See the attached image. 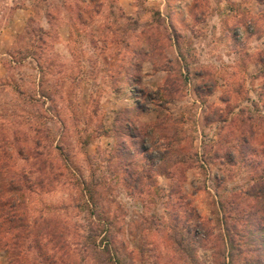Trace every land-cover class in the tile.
<instances>
[{"label":"rangeland","instance_id":"obj_1","mask_svg":"<svg viewBox=\"0 0 264 264\" xmlns=\"http://www.w3.org/2000/svg\"><path fill=\"white\" fill-rule=\"evenodd\" d=\"M262 37L264 0H0V105L17 84L53 96L43 125L72 169L31 213L106 222L122 264H264L252 169L229 165L248 135L233 116L264 113V69L249 79L264 51L247 49Z\"/></svg>","mask_w":264,"mask_h":264},{"label":"trees","instance_id":"obj_2","mask_svg":"<svg viewBox=\"0 0 264 264\" xmlns=\"http://www.w3.org/2000/svg\"><path fill=\"white\" fill-rule=\"evenodd\" d=\"M81 2L86 3L87 0ZM76 7L77 17H80L86 6L77 3ZM99 7H103L102 4ZM96 11H100L99 8ZM38 39L41 44L45 41L41 37ZM29 49L23 48V52L28 51L25 58L29 57ZM37 65L42 72L40 62ZM40 83L42 78L38 79L37 86ZM5 85H9V82L0 84V87ZM13 88L10 98L0 105V250L6 254L4 264H91L90 258L95 264H122L119 252L109 246L106 222L95 223L91 220V225L84 226L71 225L67 219L58 221L60 210L67 208L68 203L45 204L36 215L31 213L29 203L33 197L43 191L56 189L58 176L64 172L71 173L72 169L67 157L59 159V146L49 139V128L43 125V118L49 116L45 109L41 110L44 99L54 101V97H47L40 91L28 93L19 84ZM260 89L257 101L250 100L254 108L264 94V82ZM236 119H239V126L243 120L248 121V135L242 137L239 143L243 154L231 160L229 165L248 164L251 167L250 178L256 186L252 187L249 194L264 206V125L260 127L256 121L264 120V113L241 108L233 116L232 125ZM35 173L38 176H34ZM85 206L89 209L86 201ZM230 215L223 213L221 224L226 225V218ZM81 227L85 232L83 235L77 231ZM261 230L264 231V225ZM232 235L231 227H227L225 233H219L222 243L228 246V258L230 247L235 246ZM245 236L250 242L251 235Z\"/></svg>","mask_w":264,"mask_h":264},{"label":"crops","instance_id":"obj_3","mask_svg":"<svg viewBox=\"0 0 264 264\" xmlns=\"http://www.w3.org/2000/svg\"><path fill=\"white\" fill-rule=\"evenodd\" d=\"M248 50H249V54H252V53H255V52H257V51H264V37H262V38H260L259 40H258V43L255 45V47H252V48H247ZM252 51V52H251ZM263 61H264V59L263 58H261V57H259L257 60H255L254 62H253V66H255V70L254 71H252V73H250V74H252L251 76H250V78L249 79H251V78H253V76L254 75H256V74H258L259 72V70H261V68L263 67ZM199 62L201 63L200 65H205V63L206 62H204L203 60H199ZM233 63V65H235V63L236 62H232ZM216 64H220V63H216ZM252 64V63H251ZM215 68L216 69H218L219 71L221 70V66H215ZM230 68H232V67H230ZM249 68L250 67H247V70H246V73H247V76L248 75H250L249 74ZM201 74H198V75H196V76H200ZM219 78H221V77H219ZM250 95V94H249ZM199 103H200V101H198Z\"/></svg>","mask_w":264,"mask_h":264}]
</instances>
